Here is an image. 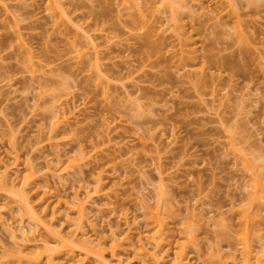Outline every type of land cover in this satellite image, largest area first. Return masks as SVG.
<instances>
[{
    "label": "rangeland",
    "instance_id": "obj_1",
    "mask_svg": "<svg viewBox=\"0 0 264 264\" xmlns=\"http://www.w3.org/2000/svg\"><path fill=\"white\" fill-rule=\"evenodd\" d=\"M0 169V264H264V0H0Z\"/></svg>",
    "mask_w": 264,
    "mask_h": 264
},
{
    "label": "bare ground",
    "instance_id": "obj_2",
    "mask_svg": "<svg viewBox=\"0 0 264 264\" xmlns=\"http://www.w3.org/2000/svg\"><path fill=\"white\" fill-rule=\"evenodd\" d=\"M3 165H5V164H3ZM7 167V166H6ZM5 169V168H4ZM4 169H0V170H4ZM1 171V173H0V177H3L4 175H2V174H4L3 172H5V170L2 172ZM4 178V177H3ZM2 178V179H3ZM1 179V178H0ZM75 195V194H74ZM85 195H87V197H88V194L86 193ZM78 199V198H77ZM76 199V200H77ZM86 199V198H85ZM88 199V198H87ZM75 200V202H77ZM73 201V200H72ZM79 202H78V204H75L76 206L77 205H79L80 203L82 204L83 202H81L80 200H78ZM74 202V201H73ZM74 202V203H75ZM84 202H86V201H84ZM80 204V205H81ZM83 205H81L80 207H82ZM78 208V209H77ZM75 209V208H74ZM76 209H77V211L79 210H81V208L79 209V206H77L76 207ZM73 210V209H72ZM20 220H21V217H20ZM31 222L30 223H34L33 222V220L31 219L30 220ZM156 221L157 220H155V222L154 223H156ZM20 222V221H19ZM29 223V224H30ZM158 223V222H157ZM157 223H156V225H157ZM6 225V224H5ZM8 225V224H7ZM6 225V229H8L9 231V234H10V237H11V239H12V243L14 244V245H16V248H13L12 250H11V254H12V256L14 255V257L16 256V258H17V260L19 259H21V258H24L23 260L27 263V264H49V263H51L52 264V258H53V253H58V252H60L61 250H63V249H61V248H59V249H57L56 248V245H54V244H51V243H47V242H42V244H41V251H37L36 250V252H35V254H31V253H28L27 251H26V249L28 248V247H34V248H37V245H35V244H29V241L27 240L28 238H26L25 237V230L23 229L24 227L22 226V223L21 224H19L18 225V227L16 228L15 227V225L13 226V227H10V225H8L7 226ZM161 225V224H160ZM159 225V226H160ZM22 226V227H21ZM155 226V225H154ZM15 227V228H14ZM162 227V226H161ZM10 228V229H9ZM12 228V229H11ZM13 228H14V231L16 230V231H18V233H19V235L17 234H15V232L13 231ZM156 228V227H155ZM159 229H160V227L158 228V229H156V231H155V233L153 234V236H155V238H157L159 235L161 236V234H162V232H161V234H160V232H159ZM12 230V231H11ZM161 230V229H160ZM84 235V234H83ZM17 236H19L20 237V242L17 240ZM159 236V237H160ZM114 238V237H113ZM154 237H152V239H155ZM138 240V242H136L137 244V250H139L138 252L139 253H141V254H145V256H147L149 253L148 252H146V249H144V243H142V241H141V239H140V237H138L137 238ZM97 240V239H96ZM99 240V239H98ZM86 241V240H85ZM28 242V243H27ZM86 242H90V241H86ZM158 241H154L153 242V244H154V248L157 246L156 244H158L157 243ZM132 244V243H131ZM146 246V245H145ZM151 247V246H150ZM56 248V249H55ZM153 248V249H154ZM66 249V248H65ZM65 249H64V254L66 253V251H65ZM68 251L69 252H72V249H70V248H68ZM63 252V251H62ZM68 255H69V253H68ZM42 259H44L43 261H42ZM75 261L74 262H72V263H70V264H82V262H81V259L80 258H76V259H74ZM161 260V259H160ZM174 260L176 261V259H175V255H174ZM158 262H159V260L157 261V259H153L152 260V262H151V264H158ZM109 263H110V261H109ZM108 263V261H105V263L104 264H109ZM116 263H118V262H116ZM177 263V262H176ZM113 264H115V263H113ZM173 264V263H172ZM175 264V263H174Z\"/></svg>",
    "mask_w": 264,
    "mask_h": 264
}]
</instances>
